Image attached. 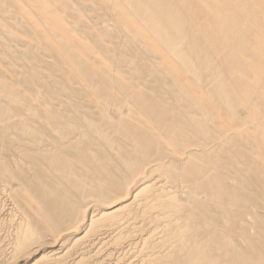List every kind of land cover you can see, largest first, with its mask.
Returning <instances> with one entry per match:
<instances>
[{
	"label": "bare ground",
	"instance_id": "obj_1",
	"mask_svg": "<svg viewBox=\"0 0 264 264\" xmlns=\"http://www.w3.org/2000/svg\"><path fill=\"white\" fill-rule=\"evenodd\" d=\"M0 210L9 264H264V0H0Z\"/></svg>",
	"mask_w": 264,
	"mask_h": 264
},
{
	"label": "rangeland",
	"instance_id": "obj_2",
	"mask_svg": "<svg viewBox=\"0 0 264 264\" xmlns=\"http://www.w3.org/2000/svg\"><path fill=\"white\" fill-rule=\"evenodd\" d=\"M0 212H2V213H0V214H2V215H0V227H2L3 229H5V230H3V229H1L0 230V237L1 238H3V236H4V234H5V232H6V230H8V221H6V220H8V218H7V215H6V213L3 211V210H0ZM6 218V219H4L3 220V218ZM2 218V219H1ZM2 221V222H1ZM3 221H4V224H3ZM6 221V222H5ZM2 225V226H1ZM6 226H7V228H6ZM4 231V232H3ZM80 236H83V234H80ZM79 236V237H80ZM93 240L94 239V237H91L89 240ZM85 241V240H84ZM104 243H105V241H104ZM103 246H105V245H102V250H101V252H99L98 253V258H96L97 257V255H96V257L94 256L93 257V259H92V262H91V260H88L87 261V263L86 264H140L139 263V256H138V254L135 252V250H132L131 252H130V247H126V248H124L122 251L120 250V252L119 251H117V250H119V249H117L116 248V250L114 249V246L113 245H108V246H105V248H103ZM110 246V247H109ZM112 246V247H111ZM116 247V246H115ZM107 249V250H106ZM3 251V252H2ZM125 251V252H124ZM4 252H6V253H4ZM48 252V249L46 250H42V251H40V253L39 254H37V255H35L34 257H32L31 259H29L28 260V263L29 264H32V263H34V262H36V261H39V264H41L40 263V258H41V256H43V254H46ZM108 252V253H107ZM4 253V254H3ZM110 253V255L108 256V254ZM120 253V254H119ZM132 255H131V254ZM6 254H7V250L6 251H4V250H0V264H6V263H10L9 262V260H8V257L6 256ZM130 254V255H129ZM4 255V256H3ZM126 256V257H125ZM94 260V261H93ZM98 260V261H97ZM96 262V263H95ZM124 262V263H123Z\"/></svg>",
	"mask_w": 264,
	"mask_h": 264
}]
</instances>
